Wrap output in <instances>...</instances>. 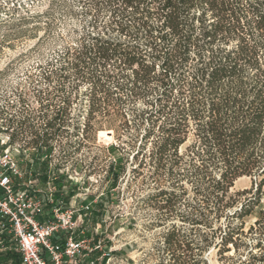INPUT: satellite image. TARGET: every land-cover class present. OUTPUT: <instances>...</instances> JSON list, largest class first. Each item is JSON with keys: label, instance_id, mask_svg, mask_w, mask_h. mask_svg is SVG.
Here are the masks:
<instances>
[{"label": "trees", "instance_id": "trees-1", "mask_svg": "<svg viewBox=\"0 0 264 264\" xmlns=\"http://www.w3.org/2000/svg\"><path fill=\"white\" fill-rule=\"evenodd\" d=\"M88 2L92 9L85 7ZM78 3L82 14L92 15L90 26L98 32L84 33L82 43L63 49L47 80L73 77L87 82L83 129L80 133L73 127L78 118L69 112L71 91L58 85L63 108L46 114L43 127L19 122L9 144L17 133L29 134L34 152L49 156L62 128L66 127L63 134L68 141L88 139L96 113L118 119L124 128H134L130 138H137L139 131L141 140L153 143L151 178L178 172L186 155L195 185L207 194L209 216L217 222L222 218L238 222L212 231L213 237L219 233V240H211L207 247L219 254L242 248L245 257L239 264H264V0ZM113 32L119 39L112 38ZM136 40L142 43H131ZM130 104L133 110L127 119L123 110ZM51 105L50 100L44 106ZM184 145L185 154L180 155ZM116 149L110 147L112 152ZM63 151L66 156L79 152ZM131 153L133 160L138 159L139 152ZM112 172L110 165L107 173ZM244 177L250 179V188L230 193L234 182ZM177 197L162 189L148 198H161L160 208L170 211ZM257 208L258 217L245 231L244 220ZM245 237L253 238L252 243L243 241ZM166 244L175 246L174 234L167 236ZM1 258L19 264L13 253Z\"/></svg>", "mask_w": 264, "mask_h": 264}, {"label": "rangeland", "instance_id": "rangeland-1", "mask_svg": "<svg viewBox=\"0 0 264 264\" xmlns=\"http://www.w3.org/2000/svg\"><path fill=\"white\" fill-rule=\"evenodd\" d=\"M85 7L92 9L93 5L88 2ZM80 8L78 0H0V153L10 150L19 170L25 173V184L31 181L34 189L42 192L50 188L53 199L73 207L74 217L87 223L92 239L113 249L110 264H239L245 257L242 248L237 253L230 249L219 254L207 247L211 240H219V233L213 237L212 231L238 222L224 218L217 222L209 216L207 194L201 185H195V176L186 163V145L179 149L184 160L178 172H161L151 178L153 143L141 140L139 131L137 138H130L134 128H124L118 119H108L102 113H96L88 139L79 136L68 141L63 134L66 127L62 128L49 156L34 152L29 134L17 133L9 144L13 127L19 122L26 120L25 126L43 127L46 114L52 116L63 108L58 85L71 91L69 112L78 118L73 127L81 133L88 113L87 82H77L73 77L47 80L49 69L58 67L57 56L63 49L82 43L84 33L93 36L98 32L90 26L92 15L85 16ZM111 35L119 39L116 33ZM74 85L75 90L71 88ZM50 100L52 105L45 107ZM131 106L123 110L127 119H131ZM7 126L12 129L2 132ZM73 127L67 129L71 132ZM101 131L109 132V138L101 136ZM112 145L117 148L113 152ZM67 148L79 152L66 156L63 150ZM136 151L138 159L133 160L131 152ZM110 165L114 175L107 173ZM138 165L141 168L133 173ZM175 179L180 181L173 185ZM250 186L249 178H240L230 193ZM162 189L178 196L171 212L160 208L161 198H148ZM258 209L244 220L245 231L258 217ZM170 234L175 236L173 247L166 244ZM252 240L243 239L247 244ZM8 253L19 256L14 244L0 234V264H17L1 258Z\"/></svg>", "mask_w": 264, "mask_h": 264}, {"label": "built area", "instance_id": "built-area-1", "mask_svg": "<svg viewBox=\"0 0 264 264\" xmlns=\"http://www.w3.org/2000/svg\"><path fill=\"white\" fill-rule=\"evenodd\" d=\"M25 180L10 150L1 152L0 234L14 244L19 264H110L113 249L92 239L70 204Z\"/></svg>", "mask_w": 264, "mask_h": 264}, {"label": "bare ground", "instance_id": "bare-ground-1", "mask_svg": "<svg viewBox=\"0 0 264 264\" xmlns=\"http://www.w3.org/2000/svg\"><path fill=\"white\" fill-rule=\"evenodd\" d=\"M108 133H109V132L101 131L99 134H100L101 136H103V137H105V138L108 139V138H109ZM105 138H104V139H105Z\"/></svg>", "mask_w": 264, "mask_h": 264}, {"label": "water", "instance_id": "water-1", "mask_svg": "<svg viewBox=\"0 0 264 264\" xmlns=\"http://www.w3.org/2000/svg\"><path fill=\"white\" fill-rule=\"evenodd\" d=\"M108 135H110V133H108Z\"/></svg>", "mask_w": 264, "mask_h": 264}]
</instances>
